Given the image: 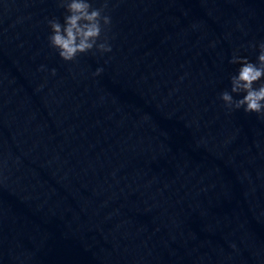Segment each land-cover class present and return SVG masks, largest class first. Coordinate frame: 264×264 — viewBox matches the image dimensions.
Segmentation results:
<instances>
[{
    "label": "clouds",
    "instance_id": "obj_1",
    "mask_svg": "<svg viewBox=\"0 0 264 264\" xmlns=\"http://www.w3.org/2000/svg\"><path fill=\"white\" fill-rule=\"evenodd\" d=\"M95 0H57L58 6L65 9L63 23L58 18L47 21L51 30L49 46L56 50L65 62H75L81 54L92 52L109 53L108 32L112 20L107 14L108 0H103L100 7H93ZM256 47V45H252ZM257 62H250L246 57L233 55L230 63L239 64L237 73L230 77V91L220 93L223 106L229 111L243 109L245 113H255L264 119V82L258 87L257 82L264 78V42L259 43ZM43 68V66H42ZM103 71L98 68L93 73L98 76ZM55 75V69L52 70ZM241 98L236 99L234 95Z\"/></svg>",
    "mask_w": 264,
    "mask_h": 264
}]
</instances>
